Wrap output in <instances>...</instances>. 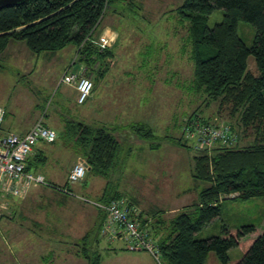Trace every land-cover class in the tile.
Masks as SVG:
<instances>
[{
	"label": "rangeland",
	"instance_id": "1",
	"mask_svg": "<svg viewBox=\"0 0 264 264\" xmlns=\"http://www.w3.org/2000/svg\"><path fill=\"white\" fill-rule=\"evenodd\" d=\"M182 1L117 0L113 3V7L107 9L99 27L89 37L91 42H95L92 37L105 27L114 28L118 33L119 45L114 49L113 54L116 63H112V59V64L102 71L104 75L159 74L164 79L166 76H178L177 82L163 83V94L157 95L163 100L164 121L158 120L156 124L152 123V127L159 148L149 150V142L138 138L134 140L133 131L124 130L127 135L124 142L133 141L128 145L131 151L124 154L117 167L109 173L108 179L87 170L83 181L70 185V189L87 192L88 200L98 201L100 196L95 192L96 188L99 189L100 184L108 181L109 194L118 192L124 202L134 201L140 212L151 218L150 222L152 219L160 218L168 222L176 211L195 202L201 189L208 185L207 182L196 181L191 175L193 156L195 152L200 151L195 147L193 123L202 121L214 125L230 126L231 124L226 112H217V103H207L204 95L192 89L193 61L191 45L187 41L188 23L180 21L175 11ZM223 12V9L215 8L207 17V27L212 28L219 23L223 18ZM237 33L247 46L251 45L255 29L250 23L238 20ZM99 42L105 45L106 38ZM12 44L19 49L13 50L14 47L11 45L1 53L0 57V107L6 112L5 123L11 126L13 132L18 133L31 117L39 115L45 126L55 130L57 137L54 142L47 143L38 139L33 143V149L42 151L46 161H32L31 171L44 174L47 181L57 186H64L67 183L66 173L81 150L73 137L62 132L64 120L76 118L78 108L74 102V94L69 88L70 83L61 81L64 73L70 71V67L73 66H69L61 76L62 70L59 71V65L66 59L67 64L71 59L78 58V47L73 43L69 44L55 52L56 57H52V61L48 62L50 55L46 54H49V51L35 54L22 41H15ZM100 60L99 67H105L106 60L102 58ZM148 61L153 63L148 64ZM139 62L143 63L140 67ZM84 65L80 71L85 75ZM77 68L74 67V70ZM247 68L253 74L258 73L251 56L247 59ZM93 74L98 75L96 71ZM170 114L179 120L175 119L179 127L173 130L165 128ZM235 136L236 141L231 146L237 142V135ZM179 137L186 140V146L179 145L177 148L173 145L175 143L173 138ZM247 141H249L248 137H243L239 142L243 145ZM33 157L30 154L28 159L32 160ZM36 195L38 194L29 197L30 204L41 205V208L45 209L50 204L48 210L52 218L56 219L58 214L54 215L55 210L60 207L74 210L76 209L74 204L78 202L74 200L73 204H70L71 202L65 204L55 199L56 197L47 202ZM90 204L88 208L94 206ZM0 214L6 216L9 210H2ZM100 218L102 213L98 212L96 220ZM221 223L255 226L254 232L242 237L238 245L227 251L229 264H237L255 237L264 229V197H253L248 200L224 198L221 202L220 216L202 227L195 233L194 238L204 239L217 235ZM16 225V223L9 224L6 219L0 221V264H22V260L17 258L20 247L24 248L22 253H42L41 264H66L64 253H68L70 247H74L71 243L63 242L56 236H51L47 242H37V238L34 237L32 241L26 243L27 238H30L26 235L17 244L16 238L19 235L13 230L14 227H17L16 231L18 230L19 226ZM68 225H73V222H69ZM22 232L28 233L25 226ZM113 241L109 243L107 238L102 236L98 246L91 242L86 243V247L90 248L89 254H100V264H167L160 254L155 258L147 250L130 251L126 249L122 240ZM82 245L85 244L79 243L78 247ZM74 264H87V262L79 258ZM204 264L221 263L215 253L210 251Z\"/></svg>",
	"mask_w": 264,
	"mask_h": 264
},
{
	"label": "trees",
	"instance_id": "2",
	"mask_svg": "<svg viewBox=\"0 0 264 264\" xmlns=\"http://www.w3.org/2000/svg\"><path fill=\"white\" fill-rule=\"evenodd\" d=\"M115 1L27 0L0 7V57L10 40L24 42L35 54L42 51L55 53L73 43L78 47L76 62L85 64V75L88 77L95 71L102 74L108 67L112 51L95 45L89 37ZM215 8L223 9V18L209 28L206 20ZM175 11L180 21L188 23L187 41L191 45L193 61L192 89L204 95L207 103H217L218 113L226 112L237 142L228 147L215 144L210 149L195 152L193 178L208 185L201 189L195 202L176 211L168 222L161 218L150 222L151 218L140 212L135 202H125L133 209L130 215L155 242L157 254L167 264H204L210 251L221 264H229L227 251L238 245L242 237L254 232L253 224L221 223L220 232L215 236L195 239L194 235L220 216L224 198L264 197V0H183ZM238 20L247 21L255 29L249 46L237 33ZM249 56L254 59L257 74L247 68ZM101 58L106 60L103 68L99 67ZM130 127L134 140L149 142L151 149L159 147L157 136L146 123L138 122ZM62 132L76 140L81 150L79 155L87 162L89 171L105 179L124 154L131 151L128 146L131 143L124 142L118 134L76 118L65 119ZM243 137H248L249 141L240 145ZM173 139L178 145H187L183 137ZM35 159L42 161L38 156L28 159L27 170H31ZM49 183L48 187L71 191L67 183L64 186ZM109 186L107 181L98 201L123 200L118 192L109 194ZM99 236L93 231L80 242L85 245L78 247L77 255L87 264L101 262L100 254H89L90 248L86 247L92 238ZM237 264H264V229Z\"/></svg>",
	"mask_w": 264,
	"mask_h": 264
},
{
	"label": "crops",
	"instance_id": "3",
	"mask_svg": "<svg viewBox=\"0 0 264 264\" xmlns=\"http://www.w3.org/2000/svg\"><path fill=\"white\" fill-rule=\"evenodd\" d=\"M117 34L118 33L114 28L111 29V27H105L92 37L95 41L93 43L100 47L99 41H102L106 38V46L104 47L107 48L108 51H112V54H114V49L119 45V36H117ZM14 42V40H10L4 51L8 49L11 45H13L12 47H14L13 50H18L19 48L15 46V44H12ZM69 49H71V47ZM46 55H50L48 62L52 61V57H56L55 53H49ZM112 59L113 55L108 59V66H110L113 62L114 64L116 63V61L114 59L112 61ZM66 62L67 59L64 61V63L59 65V71L62 70L61 76L64 71L69 68V66H73L70 67L69 70L75 72L79 71L83 65L80 62H76V58L71 59L67 64ZM37 63L38 62L36 61V65ZM150 63L152 64L153 61H148V64ZM142 64L143 63H140L139 67L142 66ZM74 67L78 68L74 70ZM88 77H90L91 81L93 82V89L90 96L81 104L76 102L77 92L74 88L75 86H73V84H69V88L74 94V102L77 104L76 107L78 108L76 119L86 123H90L92 125L104 126L109 130L113 131L114 133L118 134L119 137L123 140L127 138V135L124 133V130L131 129L130 126L132 124L138 122L146 123L153 129L152 123L155 122L156 124L158 120L164 121L162 113L163 100L161 98L159 99L157 95L159 93L163 94V83L167 84L170 82H177L178 78V76L171 75L166 76V78L164 79V77L159 74H98L97 76H94L93 73L88 75ZM149 95H151V97H149ZM38 119H40L39 115L31 117V119L26 122L24 127H22L20 132H18V134L26 133L34 124V122ZM175 119L178 120V118H173L172 114H170L169 120L165 128L173 130L179 127V125L175 123L179 120L176 121ZM1 127L3 131L13 132L11 126L5 123V115ZM130 143H133V141ZM173 145H176L177 148L179 146L176 142ZM158 148L159 147L153 149ZM149 150H151L150 146ZM31 154L34 156L33 159L38 156V158L42 160L38 161V159H35L34 162L46 161V156L39 149H33V152ZM78 159L83 158L81 157V155L78 154L74 164ZM71 167H69L68 171L71 169ZM68 171L65 177L66 180ZM42 175L45 177L44 174ZM191 175L193 177L192 169ZM40 186H43L44 188H39ZM105 188L106 182L105 184H100L99 189L96 188L95 192L98 194V196H100V198L103 196ZM46 189H48L49 191ZM71 190L73 191L74 195L66 194L60 190L48 187L46 185H31L20 197H12L7 195L1 196L0 213L2 210H9V214H7L6 216L0 214V221L2 219H6L9 224L16 223V226H19L17 230L18 232L16 231L17 227H14L13 229L14 232L19 235L16 238L17 244H19V240L26 237V235H28V237L30 236V238H27L28 240L26 241V243L30 240L32 241V238L34 237L37 238V242H47L50 240L51 236H56V238H59V240H62L63 242L69 244L71 243L74 247H70L68 253H64V255H66L65 263L74 264L77 259L82 258L77 255L76 247H78V243L81 242L83 237H85L86 235L89 236L90 233L93 231H97L100 235V228L106 218V215L96 206H92V208L87 207L89 206L90 202L84 201L80 198H87V192H80V190L76 189ZM35 194H38L36 195L38 198H40L41 200L44 199L47 202H49L50 200H54L55 197V199L65 204L68 202H71L70 204H73L74 202L72 201L74 200L78 202L74 204L76 206V209L74 210L63 209L62 207L58 208V210H55L56 213L54 215L58 214V218L56 219L52 218V214L48 210V208H50V204L46 206V209L41 208V205L34 206L30 204L29 197ZM98 212L102 213V218L97 221L96 219ZM52 221L54 222L52 223ZM69 222H73V225H68ZM24 226L28 230V233L22 232ZM100 238H102L101 235L98 238L96 237V239L92 241L93 245L95 243L98 246ZM106 238L109 243L114 242L108 237ZM15 247L17 249V245ZM23 249L21 247L18 248L17 257L19 258V260H22V264H41V261L43 260L42 253H22L24 251Z\"/></svg>",
	"mask_w": 264,
	"mask_h": 264
},
{
	"label": "built area",
	"instance_id": "4",
	"mask_svg": "<svg viewBox=\"0 0 264 264\" xmlns=\"http://www.w3.org/2000/svg\"><path fill=\"white\" fill-rule=\"evenodd\" d=\"M104 43H100L103 48ZM81 69V68H80ZM61 81L75 84L77 91L76 102L83 103L91 94L93 82L83 72L67 71ZM5 110L0 107V197H20L31 185H46L50 183L46 178L35 171L26 169L28 156L33 152V143L44 140L47 143L55 141L57 134L54 129L45 126L40 119L34 122L31 128L24 134L12 131H3L1 125L4 120ZM193 137L195 147L198 150L210 149L213 144L231 146L236 141V136L228 124H210L202 121L193 123ZM87 163L85 159H78L67 175V184L72 185L81 182L86 175ZM60 190L66 194L74 195L67 188ZM84 201L91 202L101 210L106 218L100 228V235L110 240L119 239L125 243L130 251L147 250L157 258V246L149 239L139 222L133 218L132 213L123 200H110L108 202L90 201L80 197Z\"/></svg>",
	"mask_w": 264,
	"mask_h": 264
},
{
	"label": "water",
	"instance_id": "5",
	"mask_svg": "<svg viewBox=\"0 0 264 264\" xmlns=\"http://www.w3.org/2000/svg\"><path fill=\"white\" fill-rule=\"evenodd\" d=\"M23 1H27V0H0V7L8 6L11 4H17V3L23 2ZM85 165L87 166V170H89L90 167L88 166V164L85 163Z\"/></svg>",
	"mask_w": 264,
	"mask_h": 264
}]
</instances>
